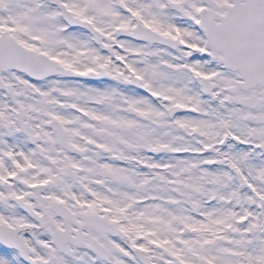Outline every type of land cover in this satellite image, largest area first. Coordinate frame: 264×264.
<instances>
[{"label": "snow or ice", "instance_id": "snow-or-ice-1", "mask_svg": "<svg viewBox=\"0 0 264 264\" xmlns=\"http://www.w3.org/2000/svg\"><path fill=\"white\" fill-rule=\"evenodd\" d=\"M0 264H264V0H0Z\"/></svg>", "mask_w": 264, "mask_h": 264}]
</instances>
